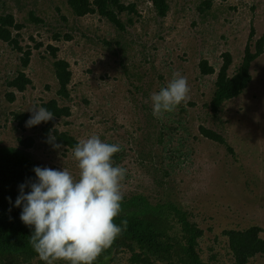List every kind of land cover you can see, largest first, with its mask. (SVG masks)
Wrapping results in <instances>:
<instances>
[{"label":"rangeland","instance_id":"rangeland-1","mask_svg":"<svg viewBox=\"0 0 264 264\" xmlns=\"http://www.w3.org/2000/svg\"><path fill=\"white\" fill-rule=\"evenodd\" d=\"M125 1L136 2L139 14H121L126 24L121 30L98 13L75 15L66 0H0V14L11 12L25 25L19 39L24 49L32 48L25 71L33 81L25 91L8 87L22 54L0 39V145H18L20 138L33 136L30 151L42 167H64L78 178L74 148L50 142L42 123L18 128L13 114L32 113L33 107L58 97L48 45L58 46L73 76L70 98H59L71 115L55 118V127L78 141L98 135L119 144L113 160L126 169L122 194L171 200L191 211L205 231L199 248L203 257L215 252L229 264L225 229L258 225L264 237V53L252 62L249 85L216 114L208 104L217 74L201 73L199 62L206 58L218 71L229 51L233 73L252 27L253 42L264 34V0H168L165 17L151 0ZM206 1L211 7L201 10ZM31 14L43 21H34ZM175 72L187 77L190 99L155 117L150 96ZM12 90L15 101L6 96ZM200 125L221 133L225 143L205 137ZM129 256L123 252L95 264H132ZM26 264L44 262L38 257ZM248 264H264V254Z\"/></svg>","mask_w":264,"mask_h":264},{"label":"trees","instance_id":"trees-1","mask_svg":"<svg viewBox=\"0 0 264 264\" xmlns=\"http://www.w3.org/2000/svg\"><path fill=\"white\" fill-rule=\"evenodd\" d=\"M151 1L159 16H167L170 10L168 0ZM66 2L75 15L98 13L121 30L126 26L121 14H139L137 3H127L125 0H66ZM210 7L211 1H206L201 10ZM31 17L36 22L43 21L33 14ZM24 27V23L17 21L13 13L0 14V39L22 54L21 67L18 68L17 74L7 80L8 87L17 91H25L33 82L25 71L31 62L32 48L24 49L19 39L20 30ZM255 34V29L252 27L242 61L233 73L229 72L233 63L232 53L229 51L223 53V63L218 71L208 59L200 60L201 73L217 74L214 93L208 104L215 114L219 112L225 101L239 96L249 85L252 79V62L264 53V34L253 42ZM58 37L56 35V38ZM41 45L42 43L36 44L37 47ZM48 49L54 58L53 65L59 88L57 98L42 103V107L54 113L52 120L41 122L42 129L47 135H55L56 142L74 148L79 142L78 139L67 131L55 127V118L71 115L70 106L61 104L59 100V98L69 99L71 96L70 84L73 74L70 62L59 58L58 46L50 44ZM6 96L10 101L16 99L14 90L7 92ZM13 114L18 128L24 130L29 127L26 122L32 113L13 112ZM200 133L216 142L225 143L224 136L215 129L200 125ZM34 144L35 138L28 136L20 138L18 145H0V264H26L38 258L30 244L33 230L21 221L22 209L14 206L19 195V186L29 180L34 181L33 168L42 167L30 151ZM227 145L233 152V147L228 143ZM29 190L25 189V191ZM123 196L121 212L114 218V223L120 225L123 230L95 263L109 256L128 252L132 264H154L156 261H163L165 264H226L219 260L215 252L211 253L208 259L201 254L200 239L205 231L194 221L191 211L171 200L152 201L149 196L141 193ZM262 230L260 226L252 225L246 229L230 228L223 231L228 242L226 252L231 256L229 264H248L252 258L264 254Z\"/></svg>","mask_w":264,"mask_h":264},{"label":"clouds","instance_id":"clouds-1","mask_svg":"<svg viewBox=\"0 0 264 264\" xmlns=\"http://www.w3.org/2000/svg\"><path fill=\"white\" fill-rule=\"evenodd\" d=\"M189 93L187 77L173 73L167 85L150 96L153 116L174 111L190 99ZM30 110L32 115L26 122L29 127L54 118L45 107ZM49 140L54 142L55 135ZM120 150L119 144L92 135L73 149L78 178L64 167L36 166L35 180L19 186L14 206L22 209L21 221L32 228L30 244L44 264H95L120 235L123 229L114 218L121 212V181L126 169L113 160Z\"/></svg>","mask_w":264,"mask_h":264}]
</instances>
